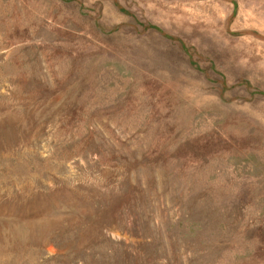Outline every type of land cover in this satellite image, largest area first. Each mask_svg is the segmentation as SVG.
Wrapping results in <instances>:
<instances>
[{"label":"rangeland","instance_id":"obj_1","mask_svg":"<svg viewBox=\"0 0 264 264\" xmlns=\"http://www.w3.org/2000/svg\"><path fill=\"white\" fill-rule=\"evenodd\" d=\"M0 264H264V0H0Z\"/></svg>","mask_w":264,"mask_h":264}]
</instances>
